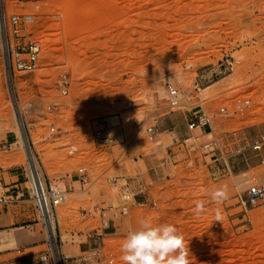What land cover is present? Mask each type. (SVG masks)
I'll return each mask as SVG.
<instances>
[{
	"label": "rangeland",
	"instance_id": "1",
	"mask_svg": "<svg viewBox=\"0 0 264 264\" xmlns=\"http://www.w3.org/2000/svg\"><path fill=\"white\" fill-rule=\"evenodd\" d=\"M2 10L29 14L22 30L42 48L35 70L7 81L0 30V140L18 141L0 146V167H27L32 152L66 198L55 236L45 230L39 255L23 264H94L109 254L123 264L121 244L144 219L175 225L190 264H264V203L246 219L234 205L250 181L264 183L261 154L250 149L264 135V0H3ZM167 82L180 90L174 109ZM235 95L250 98L244 113L232 112ZM195 110L211 125L190 130ZM100 116L123 143L97 142ZM217 189L227 191L219 203Z\"/></svg>",
	"mask_w": 264,
	"mask_h": 264
},
{
	"label": "built area",
	"instance_id": "2",
	"mask_svg": "<svg viewBox=\"0 0 264 264\" xmlns=\"http://www.w3.org/2000/svg\"><path fill=\"white\" fill-rule=\"evenodd\" d=\"M30 18L31 16L28 14L14 12L6 15L3 10L0 12L1 49L5 76L6 72L9 77L13 71L31 72L38 66L42 41H39L40 38L31 35L30 32L22 30L21 25L23 19L27 20ZM225 67L232 69L233 62L227 60ZM66 92V88L61 89V93L65 94ZM166 94L170 108L174 109L180 105V90L174 83H166ZM250 104V98L235 95L232 100V112L244 113ZM220 111L227 113L229 110L227 106H221ZM94 122L93 135L99 144L107 146L125 141L123 133L113 134L109 130V124L105 117H97ZM211 123L212 116L207 111L195 110L192 112L187 125L190 130H203L205 126H210ZM50 131H55V127L51 126ZM145 131L150 141H155L160 135V131L154 125L147 126ZM171 132L173 133L174 131ZM195 138L199 139V135H196ZM250 149L261 154V161L264 162V135L255 137L250 144ZM24 177L27 183L25 188L34 200L44 229L49 233L50 228H52V236H55V214L57 206L66 199L64 190L59 188L54 189L53 186H49L41 175L39 168L31 166L29 163L25 167ZM87 177L88 174H78V181L85 183ZM10 201V199L0 194V204H6ZM259 202L264 203V183L250 181L244 191L236 195L234 205L239 206L242 218L246 219V213L250 210L251 206ZM122 211L125 212V207ZM53 221L54 226L52 225ZM107 228L108 219L105 218L101 222V226L96 230V235L102 237L106 233L104 230ZM94 264H116V260L112 254H109L104 258H99Z\"/></svg>",
	"mask_w": 264,
	"mask_h": 264
},
{
	"label": "crops",
	"instance_id": "3",
	"mask_svg": "<svg viewBox=\"0 0 264 264\" xmlns=\"http://www.w3.org/2000/svg\"><path fill=\"white\" fill-rule=\"evenodd\" d=\"M17 142L15 135H6L0 146ZM24 174L25 166L0 167V194L11 200L0 204V264H23L25 259L37 257L45 244V229L25 188Z\"/></svg>",
	"mask_w": 264,
	"mask_h": 264
},
{
	"label": "clouds",
	"instance_id": "4",
	"mask_svg": "<svg viewBox=\"0 0 264 264\" xmlns=\"http://www.w3.org/2000/svg\"><path fill=\"white\" fill-rule=\"evenodd\" d=\"M217 203L227 198L226 189L211 193ZM204 210L202 202L197 203L195 213ZM123 264H190V254L185 237L175 225L154 223L150 219L141 220L137 227L129 228L122 244Z\"/></svg>",
	"mask_w": 264,
	"mask_h": 264
},
{
	"label": "bare ground",
	"instance_id": "5",
	"mask_svg": "<svg viewBox=\"0 0 264 264\" xmlns=\"http://www.w3.org/2000/svg\"><path fill=\"white\" fill-rule=\"evenodd\" d=\"M1 2L3 3V0H0V6H1ZM14 10H19V8L17 7H15V9ZM29 15V14H28ZM1 29V28H0ZM39 41H42V39H39ZM6 78H7V81L9 80V75H8V73L6 72ZM9 83V82H8ZM15 112V111H14ZM16 117L19 119V115H18V112H17V110H16ZM28 159H30L29 160V164L31 165V166H36V167H38L37 166V164H36V162H34L35 161V157H34V155H33V153L31 152L29 155H28ZM54 189H57V188H54ZM60 220V219H59ZM52 225L54 226V221L52 222ZM50 232L48 233L50 236H52V233H53V230H52V228H50V230H49ZM213 234V233H212ZM63 239V238H62Z\"/></svg>",
	"mask_w": 264,
	"mask_h": 264
},
{
	"label": "water",
	"instance_id": "6",
	"mask_svg": "<svg viewBox=\"0 0 264 264\" xmlns=\"http://www.w3.org/2000/svg\"><path fill=\"white\" fill-rule=\"evenodd\" d=\"M23 137H24V135H23Z\"/></svg>",
	"mask_w": 264,
	"mask_h": 264
}]
</instances>
